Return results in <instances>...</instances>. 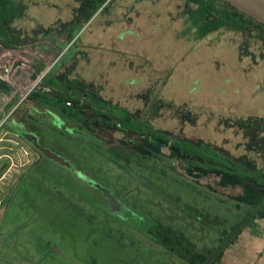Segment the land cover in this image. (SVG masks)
<instances>
[{
  "label": "rangeland",
  "instance_id": "374dc122",
  "mask_svg": "<svg viewBox=\"0 0 264 264\" xmlns=\"http://www.w3.org/2000/svg\"><path fill=\"white\" fill-rule=\"evenodd\" d=\"M101 1L36 0L17 23L32 39L0 52V105L34 111L41 145L12 130L21 110L0 130V264H264L263 193L238 176L264 171V46L201 36L184 0ZM55 69L238 175L168 161L152 135L146 165L125 164L107 149L118 131L28 97Z\"/></svg>",
  "mask_w": 264,
  "mask_h": 264
},
{
  "label": "trees",
  "instance_id": "16d2710c",
  "mask_svg": "<svg viewBox=\"0 0 264 264\" xmlns=\"http://www.w3.org/2000/svg\"><path fill=\"white\" fill-rule=\"evenodd\" d=\"M106 1L102 0L101 5ZM185 1L189 5V13L197 21L201 36L218 30H225L241 37L248 48L251 47L252 41L264 46V24L239 11L228 2L224 0ZM32 4H36V0H0V52L15 53L22 50L32 39L30 34L17 26L19 20L26 18ZM70 42H72V38L68 39V44ZM54 44L56 43L54 42ZM18 68L21 77L27 74L21 68V64ZM56 69L44 76L28 97L37 104L53 107L62 115L85 124L96 134L104 128L118 131L120 136L116 138V141L109 143L107 149L125 164H136L141 167L146 165V161L149 159L147 153L150 152V149L146 147L145 142L152 135L155 141L161 142L163 148L170 147L171 152L169 154L163 153L168 161H178L207 172L211 170L216 177L220 178L223 175H238L223 170L219 166L222 164L223 157L219 152L211 150L209 146L196 145L189 139L172 140L170 138L171 132L156 130L153 124L147 122L141 110L134 112L125 107L105 102L97 94L88 92L86 88L69 76L62 74V72H56ZM31 80L35 81L34 79ZM124 135L133 136L135 140L127 139ZM159 150H161L160 147ZM191 156H195L198 160L191 161ZM224 159L226 160V158ZM238 176L254 184L262 191V199L252 207L253 212L261 209L264 204V171L257 170Z\"/></svg>",
  "mask_w": 264,
  "mask_h": 264
},
{
  "label": "water",
  "instance_id": "95a60500",
  "mask_svg": "<svg viewBox=\"0 0 264 264\" xmlns=\"http://www.w3.org/2000/svg\"><path fill=\"white\" fill-rule=\"evenodd\" d=\"M241 12L264 24V0H224ZM10 91L9 82L0 77V91ZM14 128L28 141L35 143L34 136L29 135L18 126Z\"/></svg>",
  "mask_w": 264,
  "mask_h": 264
},
{
  "label": "flooded vegetation",
  "instance_id": "af4514ba",
  "mask_svg": "<svg viewBox=\"0 0 264 264\" xmlns=\"http://www.w3.org/2000/svg\"><path fill=\"white\" fill-rule=\"evenodd\" d=\"M2 63L4 64V62H2ZM16 72H18V70ZM32 107L34 109H36L35 105L34 106L32 105ZM19 110H21V108H19V107L16 108L12 114H15ZM37 110L38 109H36V111ZM34 113H35L34 111L32 112V111L27 110V109L21 110V113L18 116V120H17V123H15V126L20 127L22 130H24L29 135L34 136L35 143H31L26 138H24L15 128H12V130L15 131V133L20 137L21 141L24 142L26 144V146L33 151L34 154H37L41 150V148H40L41 145L37 141V133L36 132L39 131V127L36 123L34 124V122H35L34 121L35 120ZM12 114H11V116H12ZM41 131L42 130H40V132Z\"/></svg>",
  "mask_w": 264,
  "mask_h": 264
},
{
  "label": "built area",
  "instance_id": "2783aa9c",
  "mask_svg": "<svg viewBox=\"0 0 264 264\" xmlns=\"http://www.w3.org/2000/svg\"><path fill=\"white\" fill-rule=\"evenodd\" d=\"M16 107H17V106H15L14 108H12V109H10L9 111H7V110L4 109V105H3V104L0 105V130L4 127V124H5L6 122H8V120H9L11 114H12L13 111L16 109ZM3 140H4V138L1 137V138H0V141H3ZM6 156H8V155H7V154H2V155H0V162H1V160H2L4 157H6ZM6 175H7V172H5L4 174H2V175L0 176V187L2 186V185H1V182L5 179ZM1 195H2V194H1V192H0V207L3 205V199H2V196H1Z\"/></svg>",
  "mask_w": 264,
  "mask_h": 264
},
{
  "label": "crops",
  "instance_id": "0c3cea01",
  "mask_svg": "<svg viewBox=\"0 0 264 264\" xmlns=\"http://www.w3.org/2000/svg\"><path fill=\"white\" fill-rule=\"evenodd\" d=\"M173 1L178 2V0H173ZM184 1H185V0H184ZM184 3H186V4H185V5H186V9H185V11H187L188 14H190V13H189V12H190V8H189V5H188L187 1H185Z\"/></svg>",
  "mask_w": 264,
  "mask_h": 264
}]
</instances>
